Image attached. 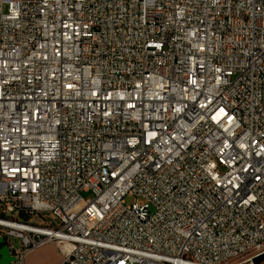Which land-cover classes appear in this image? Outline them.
I'll return each instance as SVG.
<instances>
[{
    "label": "built area",
    "instance_id": "built-area-1",
    "mask_svg": "<svg viewBox=\"0 0 264 264\" xmlns=\"http://www.w3.org/2000/svg\"><path fill=\"white\" fill-rule=\"evenodd\" d=\"M0 238L10 264L264 253V0H0Z\"/></svg>",
    "mask_w": 264,
    "mask_h": 264
},
{
    "label": "rangeland",
    "instance_id": "rangeland-1",
    "mask_svg": "<svg viewBox=\"0 0 264 264\" xmlns=\"http://www.w3.org/2000/svg\"><path fill=\"white\" fill-rule=\"evenodd\" d=\"M81 196L86 199V198H91L92 193L91 192H81ZM135 197L127 195L125 197V203L127 205L131 204L134 201ZM53 242H48L44 244L43 247L30 252L26 256L25 264H56L57 261L59 260L58 256V251ZM12 244L15 246V248H20L21 243L19 240L15 239L12 240ZM264 264V261L261 262Z\"/></svg>",
    "mask_w": 264,
    "mask_h": 264
},
{
    "label": "water",
    "instance_id": "water-1",
    "mask_svg": "<svg viewBox=\"0 0 264 264\" xmlns=\"http://www.w3.org/2000/svg\"><path fill=\"white\" fill-rule=\"evenodd\" d=\"M15 257L9 254V250L5 244H3L2 238H0V264H10L14 261ZM264 261V253L255 256L250 264H260Z\"/></svg>",
    "mask_w": 264,
    "mask_h": 264
},
{
    "label": "crops",
    "instance_id": "crops-1",
    "mask_svg": "<svg viewBox=\"0 0 264 264\" xmlns=\"http://www.w3.org/2000/svg\"><path fill=\"white\" fill-rule=\"evenodd\" d=\"M52 244H53V243H52ZM54 244H55V243H54ZM43 246H44V245H42V246H40V247H38V248H34V249L29 250V251L25 254V256H24V264H25L26 256H27L30 252H33V251H35V250H37V249H39V248H41V247H43ZM55 246H56V244H55ZM56 248H57L58 256H59V260L57 261L56 264H60V263L62 262L63 255H62V253L59 251V249H58L57 246H56ZM50 264H51V263H50Z\"/></svg>",
    "mask_w": 264,
    "mask_h": 264
}]
</instances>
